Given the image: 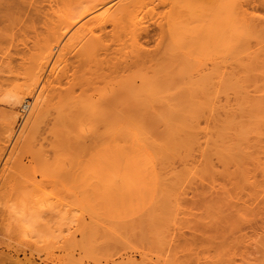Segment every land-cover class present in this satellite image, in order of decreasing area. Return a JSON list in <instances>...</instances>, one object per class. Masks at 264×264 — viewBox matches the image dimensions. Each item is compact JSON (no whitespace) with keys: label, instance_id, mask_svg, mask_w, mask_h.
Segmentation results:
<instances>
[{"label":"bare ground","instance_id":"obj_1","mask_svg":"<svg viewBox=\"0 0 264 264\" xmlns=\"http://www.w3.org/2000/svg\"><path fill=\"white\" fill-rule=\"evenodd\" d=\"M56 1L46 0V7L49 5L52 11L59 2ZM62 1L58 4H63ZM64 1L70 4L69 0ZM159 7L166 12L157 19L154 25L157 30L153 31L162 47L149 50L144 44L150 33L145 17ZM248 7V0H94L78 8L79 12L72 11L70 17L67 15L69 26L63 34L93 12L102 10L82 27L88 34L76 33L73 37L82 44L75 58L86 75L72 82L64 100L67 113L58 143L60 158L89 154L95 163L88 175L97 178L96 184L94 180L90 189L83 190L80 181L82 192L78 195V189L74 191L83 198L82 202L91 196L98 202L94 204L96 208L89 206L91 218L97 208L103 212L120 207L130 213L128 216L133 215L131 211H139L142 215L139 217L137 212L126 224L123 217L117 220L125 225L123 228L137 231L139 227L141 230L158 227L155 224L160 221H155L161 217L155 216L156 213L170 212L177 219L171 213L184 210L187 188L195 189L200 207L214 212L248 211L250 206L235 200L245 191L255 198L264 192L254 175L258 172L264 178V18L252 16ZM46 45L41 49L37 80L60 49L58 40ZM78 88L91 94L82 99L76 94ZM6 95L2 102L13 108L25 100L17 93ZM47 105L50 107L51 102ZM25 106L29 111L31 106ZM91 118L95 126L89 135L81 124ZM15 122L14 119L12 128ZM70 171L67 167L58 173L65 176ZM112 174L118 178L113 185L104 180ZM20 205L21 208L17 207L24 218L28 217L35 228L40 218L50 216L51 211L55 215V210L45 212V207L37 211V196ZM149 208L155 212L149 213L151 217L147 216ZM83 211H79L82 217L77 216V227L82 225L81 228L88 215ZM114 213L107 216L106 222L101 212L96 215L105 224ZM112 225L109 224L110 228L107 225V229L113 230ZM98 227L97 224L98 230H91L100 231ZM118 231L111 233L114 240L109 237L110 232L104 231V235H109L107 238L113 244L118 240H115ZM97 233L103 235L102 231ZM74 237H65L63 241L75 243ZM75 244L71 251L76 249ZM80 247L84 251L87 248L85 244ZM136 262L132 259L127 264ZM82 263L85 264H76Z\"/></svg>","mask_w":264,"mask_h":264},{"label":"rangeland","instance_id":"obj_2","mask_svg":"<svg viewBox=\"0 0 264 264\" xmlns=\"http://www.w3.org/2000/svg\"><path fill=\"white\" fill-rule=\"evenodd\" d=\"M37 1L0 0V264H33L36 261L37 264H73L75 260L74 264L81 262L127 264L128 260L132 259L137 261V264H258L260 262L264 264V192L255 198L245 191L235 200L238 204L250 206L248 211L238 212L239 210L233 209L224 212L212 210V212L199 206L197 203L199 197L196 196L194 188H187L184 210L171 213L175 214L177 219H174L176 217L170 215V212L163 215L156 213L155 216L160 215L159 217L163 219L160 218L155 221H160L159 223L153 222L150 225L159 224L158 227L149 229L142 227V230L139 227L140 230L137 231V228L131 230L123 228L125 225H121L119 221L122 220L120 217H123L122 221L126 224L129 218L136 217L137 212L140 217L142 214L141 212L139 214V211H131L133 215L128 216L130 213L124 212V209L120 207L108 208V211L104 209L103 212L101 210L104 222L107 221L108 215L113 212L117 214L120 210L117 216L115 213L109 216L112 219L110 221L108 217L109 223L105 224L102 220L100 222L102 217L96 215L100 213L98 208L97 213L90 217L91 215L87 212L91 211L89 206L95 207L94 204L97 205L98 202L93 196L84 200L86 202H82L83 198L78 197L77 194L80 195L82 192L81 187L83 190L90 189V184L92 185L94 180L96 184L97 178H94L92 174L88 175L95 163L89 154L81 158H60L58 143L61 141L59 132L64 127L62 122L67 113L64 100L69 94L72 82L80 81L86 75L85 68L81 67L83 65L75 58L82 44L73 37L76 33L88 34V31H83L82 27L90 19L100 15L102 10L93 12L63 34L69 26L68 17L72 11L79 12L81 6L94 0H69L70 4L65 3L64 0L63 4H58L61 0L59 2L54 0L58 2V5L55 3L52 11L49 5L48 8L46 7L48 3L46 0L44 3L40 0V4H37ZM248 2L250 14L264 18V0H248ZM37 7L43 12H39ZM78 8L80 9L77 10ZM164 12L166 9L159 7L145 17V24L150 32L145 41L143 40L146 42L144 43L146 49L156 50L162 47L160 39L154 35V31L157 30V26L154 27V25ZM108 30L110 31L111 28L109 27ZM57 40L60 45L59 52L51 59L42 77L37 80L39 77L37 67L43 51L41 49H44L46 44L49 45ZM196 59L199 60V57ZM197 63L199 65V61ZM83 90L78 88L76 94L85 99L91 92H83ZM6 93L20 94V97L22 95L25 100L21 105L13 108L12 105L4 103V100L2 102V98L7 97ZM49 101L50 107L47 105ZM25 105L32 108L29 107L28 111ZM14 119L17 123L15 122L12 128ZM94 126V120L91 118L81 124V129L89 132L90 135ZM78 163L81 166H77ZM67 167L71 171L61 176L58 172ZM254 175L264 188L263 176L258 172ZM111 176L114 179L109 178ZM115 176L116 174L109 175L104 180L107 179L108 184L112 182L111 185H113L118 183V178ZM32 196H37L38 212L43 209H46L45 212L51 211L50 209L55 210L54 216L51 211L52 214L45 217L47 220L40 218L45 224L38 220L37 228L35 224L29 222L28 217L26 218L28 220L24 218L23 211L20 210L22 207L20 204L24 205L30 197L33 198ZM83 206L87 208L85 207L84 210ZM149 209L147 216L151 217L150 214L155 212ZM18 211H21L22 214L18 215L22 219L17 215ZM79 211L88 214L85 215L87 218L85 223L88 227L85 223L84 228H81V223V226L77 227ZM106 211L109 213L106 214ZM123 214L128 217L125 218ZM76 220H78L77 223ZM117 222L119 223L116 224ZM164 223L169 225L166 226ZM97 224L100 228L97 232L102 231L103 235L96 232ZM109 224L114 225H112L113 230L107 229ZM86 228H90L89 231ZM92 228L96 230L93 232ZM104 231L107 234L110 232V236L104 235ZM117 231L123 235L121 234L120 237L118 234L119 238L117 235L115 239H118L117 242L112 244L110 238L114 240L112 238L114 233H111H117ZM74 233H76L75 237ZM65 237H68L67 239L74 237L73 241L76 244L70 241L67 243L68 240L63 241L66 240ZM99 237L104 239H98ZM51 239L52 243H49ZM83 242L87 247L85 251L83 247H80L81 244L84 246ZM88 242L93 248L87 246ZM25 244L30 246H24ZM73 244H75L73 248L78 251L76 249L71 251ZM95 244L100 247H98L99 250ZM95 247L96 250H94ZM78 258L82 261L80 262Z\"/></svg>","mask_w":264,"mask_h":264}]
</instances>
